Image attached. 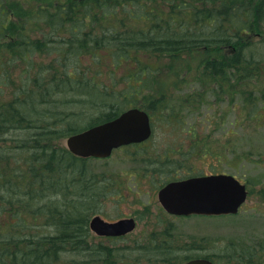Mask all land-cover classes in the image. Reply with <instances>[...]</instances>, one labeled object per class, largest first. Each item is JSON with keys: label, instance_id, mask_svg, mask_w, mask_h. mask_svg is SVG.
Wrapping results in <instances>:
<instances>
[{"label": "trees", "instance_id": "trees-1", "mask_svg": "<svg viewBox=\"0 0 264 264\" xmlns=\"http://www.w3.org/2000/svg\"><path fill=\"white\" fill-rule=\"evenodd\" d=\"M147 2L153 6L151 9L147 8ZM13 5L0 0V84L16 81L13 74L18 60H24L26 67L20 74V82L15 84L13 99L0 100V141L5 142L15 126L23 130L26 124L35 132L25 140L16 138L14 145L0 144V264H61L63 252L74 255L88 252L92 256L65 264L115 262L113 251L102 253V242L88 244V238L93 236L89 227L93 208L85 213L83 203L92 192L104 194L108 186L100 179L80 180L78 175L87 173V159L78 158L58 143L59 139L86 128L73 122L82 115L75 108L65 116L38 106V97L46 102L52 95L51 84L58 83L62 88L69 80L73 98L77 97L72 102L91 104L85 111L87 114L98 107L96 101L91 102L90 94L96 100L117 97L116 107L109 112L98 117L91 113L88 119H94L88 123L89 127L111 120L131 106L139 105L151 112L150 106L141 105L139 98L151 88L152 77L160 72L151 59L181 58L200 50L202 55L192 81L202 87L192 93L202 98L201 105L194 101L189 105L193 113L198 115V109L204 105L203 97L210 93L214 96L210 107L216 102L228 108L232 104L233 132L246 118L255 122L256 127L264 126V0H69L57 4L54 10L42 5L29 12L23 7L28 12L24 13L23 23L16 25L17 30L10 25ZM165 12L168 18L164 17ZM119 14L130 22L111 21ZM29 21L48 24V35L31 38L25 30ZM138 23L141 27L137 31L133 26ZM67 24L68 32L64 31L62 37L60 33ZM257 27H262L259 33L262 38L255 43L249 37L256 35ZM100 51L111 59L114 67L128 59L135 60L125 75V80L129 79L125 89L129 91L116 92L114 87L98 82L96 76L105 67L101 66ZM39 53H55L56 62L37 63ZM143 54L148 56L144 58ZM85 55L92 56V67L81 60ZM87 69L96 75L88 74ZM36 70L37 75L33 73L32 77ZM176 73L181 78L179 71ZM109 75L116 76L110 71ZM189 80L184 84L190 83ZM29 101L33 102L31 108ZM224 105L221 114L229 118L230 110ZM250 153L246 144L243 151L233 153L237 160L234 163L245 161ZM37 155L42 159L37 161ZM259 157L257 163L264 164V158ZM68 171L72 174L70 181ZM40 197L64 199L46 208L37 206ZM70 199L73 204L68 202ZM257 245L251 248L249 256L258 260L251 264H264V241H258ZM246 250L239 251V257L246 256ZM205 257L212 259L209 255Z\"/></svg>", "mask_w": 264, "mask_h": 264}, {"label": "rangeland", "instance_id": "rangeland-1", "mask_svg": "<svg viewBox=\"0 0 264 264\" xmlns=\"http://www.w3.org/2000/svg\"><path fill=\"white\" fill-rule=\"evenodd\" d=\"M7 1L14 4L10 19V25L13 28L23 23L22 20L26 18L25 12L37 10L42 5H47L54 10L57 4L66 3L69 0ZM147 3V8L151 9L153 7L151 3ZM23 7L28 8V11H24ZM166 13L163 15L168 18ZM111 21L117 24L121 21L130 22L124 14H119ZM145 23L148 24L147 21ZM26 25L25 30L31 38H44L50 31V26L43 21L38 24L30 22ZM140 27L139 23L136 27L133 26L137 31ZM67 28L68 24L60 33L62 37L65 36L64 31L68 32ZM259 33L249 37L250 40L258 43L262 38ZM100 54L103 57L101 66L105 67H101L103 68L101 73L96 76L98 82L114 87L116 90L113 91L116 92L129 91L125 89L129 83V79L125 80V75L135 60L128 59L122 65L114 67L109 57L101 51ZM201 55L202 52L199 50L181 58L172 59L167 56L160 59L152 58L151 61L159 66L160 72L152 77L151 88L144 90L139 97L141 105L154 103L155 106L153 109L150 108L154 123L152 137L141 144L142 148L117 149L109 158L87 159L88 170L101 174L100 180L108 186L104 194L93 199L91 217L101 214L108 220H116L129 215L138 218L137 227L125 238L109 239L91 230L93 236L88 238V244H101L102 242L104 245H111L109 249L118 254L115 255V261L125 259L136 264H184L191 257L206 255L212 257L218 264H251L258 260L255 256L250 257L249 253L251 248H257L258 241H264V164L257 163L259 156L264 158V126L260 124L256 127L255 122L246 118V121L241 124L244 128L237 124V132H233V122H231L233 117L231 116H234L235 111L232 109V104L228 108L226 104L216 102L213 107H210V103L214 101V96L210 93L203 97L204 105L199 108L200 110L198 109V115L193 113L189 105L193 101L201 105L202 98L192 93L202 87L199 82L192 81ZM55 56V53H39L35 61L53 64L56 62ZM145 56L148 55L143 54L142 57L145 58ZM83 57L81 59L83 63L92 67V56ZM17 64V69L13 74L16 81L12 84H2V82L0 84L1 101L9 102L13 99L15 84L20 82V74L26 67L24 60H18ZM86 71L88 74H95L94 71L88 69ZM109 71L114 72L116 76H110ZM176 71H179L181 78L178 77L179 74ZM36 72L37 70L32 73ZM188 78L190 83L184 84ZM114 82L117 85L114 86ZM222 105L230 110L229 118L221 114ZM38 106L41 109L44 108L40 104ZM74 108L80 109V103L66 102L63 107H60L61 114L66 116L65 113L73 112ZM99 110L100 108H94V111H88V114L83 113L81 120L74 119L73 122H78L83 128L87 127L88 123L94 119L89 120L88 117L98 113ZM11 132V136L8 135V139L5 142L0 141V144L14 145L16 138L25 140L35 131L27 125L22 132L20 130ZM66 138L58 140L60 146L67 147ZM246 144L251 149V155H247L245 161L234 163L237 160L233 153L243 151ZM149 155L157 157L161 164L154 167L151 164L152 160L145 158ZM168 155H174L177 158H171V161L167 163L162 161V158H168ZM147 168L149 170L155 168L157 172L154 174ZM210 172L235 174L242 182H249L247 183L249 189L247 201L237 214L176 218L165 213L158 199V189L163 180L174 175L181 177L186 173ZM58 198L54 197V199ZM61 199L63 200L64 197L56 201L61 203ZM155 233L159 235L152 237ZM115 241L117 245H112ZM242 249H247L246 256L243 258L238 255ZM90 257L92 256L88 252L76 255L63 252L61 264L73 259L81 261ZM101 264L110 263L103 261Z\"/></svg>", "mask_w": 264, "mask_h": 264}, {"label": "water", "instance_id": "water-1", "mask_svg": "<svg viewBox=\"0 0 264 264\" xmlns=\"http://www.w3.org/2000/svg\"><path fill=\"white\" fill-rule=\"evenodd\" d=\"M151 132L149 114L140 108H130L115 119L69 136L67 146L81 157L105 158L121 145L148 139ZM247 195L246 184L232 174L220 173L172 181L160 189L159 200L169 213L177 215H227L236 214ZM90 227L100 236H119L133 231L136 221L123 218L109 222L96 215L91 219ZM185 264L215 262L202 257L188 260Z\"/></svg>", "mask_w": 264, "mask_h": 264}, {"label": "bare ground", "instance_id": "bare-ground-1", "mask_svg": "<svg viewBox=\"0 0 264 264\" xmlns=\"http://www.w3.org/2000/svg\"><path fill=\"white\" fill-rule=\"evenodd\" d=\"M183 13H186V12H183ZM193 18V15L192 14H189V19H192ZM196 27V26H195ZM190 28H194V25H191ZM262 31V27H257L256 28V32L255 34H258L259 32L261 33ZM222 60H226V58H222ZM28 75V74H26ZM31 75V74H30ZM32 77H34V74L32 73ZM32 80V79H31ZM26 82V81H25ZM27 82H30L29 80H27ZM26 82V83H27ZM62 86V85H61ZM71 90H72V84L69 82V80L66 81V83H64L63 87L60 88V85L58 83H55V84H51V89L49 90V92L52 94L50 96V98L45 102V100L41 97H38L40 100L39 101V104L41 106H43L44 108L46 109H51L53 111H56V112H61L60 110V107H63V105L66 103V102H72V100H75L77 97H74L73 98V94L71 93ZM72 95V97H71ZM97 95V94H96ZM40 96V95H39ZM70 97V98H69ZM90 97H91V102L94 103V101H96L95 103L97 104V108H100V110L98 111V113L95 114V117H98L99 114L102 116L103 113L105 112H109L111 109H113V107H116L115 105H117V102H118V99L117 97H112V99H105V98H97V100L94 98L93 95L90 94ZM80 103V109L77 110V113L79 115L83 114V113H86L85 111L91 107V104L89 102H85V101H77V103ZM33 102L29 101V107L31 108V104ZM150 106L151 109H153L155 106H154V103H150L148 104ZM33 106V105H32ZM93 106V105H92ZM95 106V105H94ZM59 107V108H57ZM136 107H140L139 105L136 106ZM29 117H32L31 115H28ZM38 116L41 118L42 117V114H38ZM39 117L37 118L39 120ZM33 118V117H32ZM10 126H13L12 123H9ZM23 127H27V125L25 124ZM14 130H20V132H22V128L18 127V126H15ZM12 133V132H11ZM15 135V134H14ZM11 136V135H10ZM8 138V137H7ZM69 150V149H68ZM70 151V150H69ZM71 152V151H70ZM78 157V156H77ZM80 159H84L82 157H78ZM35 159L38 161V160H41L42 157L40 155H37L35 157ZM85 160V159H84ZM157 172V170H155ZM68 177L70 179H68L69 181L71 180L72 178V174L70 171H68ZM78 178L80 180H86V181H96L97 179H100L102 178V175L101 174H97L95 173V171H92V170H88L87 169V173H85V175H78ZM52 179V182L56 181L55 178H51ZM78 180V179H77ZM101 181V180H99ZM57 182V181H56ZM65 196V195H64ZM99 196L98 192H92L91 193V196H86V198H84L83 200V203L86 207H84V212L86 213V211H89V209L93 208V204H94V200L95 198H97ZM65 198H67L65 196ZM69 199V198H67ZM43 199L42 197H40L37 201H38V204L37 206L38 207H50V206H53L55 204H57L58 202L55 200V199ZM56 201V202H55ZM72 200H68V202H71ZM74 202H71V204H73ZM76 205V204H74ZM91 220V219H90ZM90 223V221H89ZM115 238V239H118L117 237L118 236H109L107 238L109 239H112V238ZM117 241H115L114 243H112V245H117L116 244ZM102 253H105L107 251H111L109 249V246L111 245H102ZM113 255L115 257V255H118L117 252L114 253L113 251ZM167 260V259H166ZM117 262V261H115ZM115 262H112V263H115Z\"/></svg>", "mask_w": 264, "mask_h": 264}, {"label": "flooded vegetation", "instance_id": "flooded-vegetation-1", "mask_svg": "<svg viewBox=\"0 0 264 264\" xmlns=\"http://www.w3.org/2000/svg\"><path fill=\"white\" fill-rule=\"evenodd\" d=\"M152 128L154 129V123H153V120H152ZM143 143H145V142H143ZM141 144L142 143H138V144H130V145H125V146H122V147H120L119 149H127V148H129V147H137V148H142V147H140L141 146ZM175 155V154H174ZM174 155H168L169 157L168 158H162V161H164V162H170L171 160V158H174V159H176L177 157H175ZM161 156V155H160ZM166 157V156H165ZM146 159L147 158H150L152 161H151V164H153L154 165V167H157V166H159L160 164H161V162L159 161V160H157L158 158L157 157H153V156H147V157H145ZM153 159H155V160H153ZM158 161V162H157ZM166 165V164H165ZM148 170H149V168H147ZM149 171H151V172H153L154 174H155V168H152V170H149ZM203 173H191V174H189V173H186V175H184V176H181V177H179V176H176V175H174L173 177H171V178H168L167 180H163L162 181V184H161V186L159 187V189H158V193H159V190L162 188V187H164L167 183H169L170 181H179V180H183V179H186V178H188V177H192V176H198V175H202ZM164 209V208H163ZM165 211V213L167 214V215H169V216H171V217H183V218H189V217H198V215H190V216H179V215H176V214H172V213H169V212H167L166 210H164ZM122 218H134L135 220H136V222H137V224H138V218L137 217H135L134 215H129V216H127V217H122ZM119 219H121V218H119ZM117 220V219H116ZM130 233H128V234H126V235H123V236H118L117 238L118 239H121V238H125V237H127L128 235H129ZM156 235H159L158 233H155L154 235H152V237H156ZM106 237H109V236H106ZM112 238V237H111ZM120 262H124V263H132V264H136V263H134V262H129V261H126L125 259H123V260H121Z\"/></svg>", "mask_w": 264, "mask_h": 264}]
</instances>
